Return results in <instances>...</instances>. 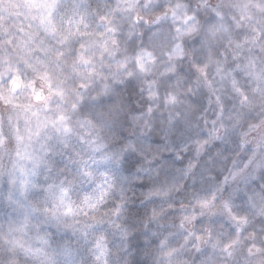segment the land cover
Segmentation results:
<instances>
[{"label":"clouds","instance_id":"clouds-1","mask_svg":"<svg viewBox=\"0 0 264 264\" xmlns=\"http://www.w3.org/2000/svg\"><path fill=\"white\" fill-rule=\"evenodd\" d=\"M0 264H264V0H0Z\"/></svg>","mask_w":264,"mask_h":264}]
</instances>
